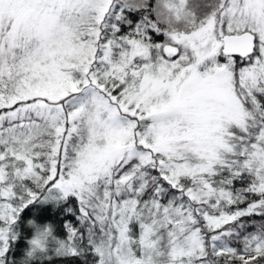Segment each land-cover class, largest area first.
<instances>
[{
	"label": "snow or ice",
	"instance_id": "snow-or-ice-1",
	"mask_svg": "<svg viewBox=\"0 0 264 264\" xmlns=\"http://www.w3.org/2000/svg\"><path fill=\"white\" fill-rule=\"evenodd\" d=\"M0 264H264V0H0Z\"/></svg>",
	"mask_w": 264,
	"mask_h": 264
},
{
	"label": "trees",
	"instance_id": "trees-1",
	"mask_svg": "<svg viewBox=\"0 0 264 264\" xmlns=\"http://www.w3.org/2000/svg\"><path fill=\"white\" fill-rule=\"evenodd\" d=\"M37 211H38L37 209H33L32 212L28 213V216H32L33 213ZM40 219L41 221H51L52 223L59 225L62 222L63 217L62 215L57 214L53 209H45L40 214Z\"/></svg>",
	"mask_w": 264,
	"mask_h": 264
}]
</instances>
